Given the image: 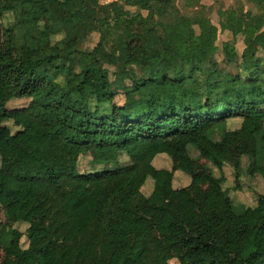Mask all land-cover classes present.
Wrapping results in <instances>:
<instances>
[{
  "label": "trees",
  "instance_id": "obj_1",
  "mask_svg": "<svg viewBox=\"0 0 264 264\" xmlns=\"http://www.w3.org/2000/svg\"><path fill=\"white\" fill-rule=\"evenodd\" d=\"M211 1L0 0V245L27 235L17 264H264V0L219 8L220 28ZM25 156L44 170L25 176ZM226 166L237 190L260 176L246 206Z\"/></svg>",
  "mask_w": 264,
  "mask_h": 264
},
{
  "label": "rangeland",
  "instance_id": "obj_2",
  "mask_svg": "<svg viewBox=\"0 0 264 264\" xmlns=\"http://www.w3.org/2000/svg\"><path fill=\"white\" fill-rule=\"evenodd\" d=\"M205 1V0H204ZM206 1H210V0H206ZM222 4H217L213 1H211L209 4H213L214 7L208 12V15H209V18L211 19V21L216 24L217 26H219L220 28V23H219V18L222 16L220 15L218 9L220 8L222 11L226 12L228 10H231L232 7H233V4L234 6H236V8H239L241 5H243L246 9L249 7V4L247 3V1H244L242 4H238L237 5V0H221ZM187 3V0H177V4L179 6V8L181 9V11L186 14V15H189V16H192L194 15L195 13V7L194 6H188L186 7V4ZM235 8V9H236ZM143 14H147V11H143ZM224 16V15H223ZM264 26V22L262 23V27ZM232 35V34H231ZM231 35H228V34H225V32L221 31V29H219V33H218V38H220V40H226V39H229L231 37ZM99 42V33L97 32H94L90 37L89 39L86 41V43L84 44L85 47H88V48H93L97 43ZM170 55V53H169ZM170 57V56H169ZM216 59L218 60V63H219V67L222 69V70H225V71H229L230 68L227 64V62L223 59V56H220V55H216ZM199 64L197 63L196 66H198ZM73 67L76 68V70H81L80 67H78L75 63L72 64ZM111 70H113V68H111ZM119 96L117 98V100L119 102H124L125 101V97L122 93V90L120 89L119 90ZM29 102V99H16V100H12V101H9L8 102V107L9 108H14V107H22L26 104H28ZM243 123H245L244 125L248 128V129H255L257 126H258V122L257 121H247V122H243V120L239 119V118H235V119H232L230 121V125L233 126V127H239L241 125H243ZM8 126L12 129V131H15L16 130V127L13 125V123L11 122H8L7 123ZM31 158V157H29ZM28 157H24L23 158V166H22V171H23V174L25 176H31V175H34V174H37L38 172H42L44 170V167L41 163L36 162L31 159H29ZM218 158L220 159L221 156L218 155ZM126 160V159H124ZM248 163V159L245 158L244 159V165L246 166ZM80 164H81V168L86 171V170H89L91 168V158L88 156V155H83L81 156L80 158ZM157 164V163H156ZM158 166H164V167H170L171 166V161L169 159V157L167 156H164V158L162 157L160 160H159V163H158ZM216 169V172H219V170L217 168ZM244 171H245V168H244ZM226 176H227V179L229 180V191H230V194H234V201L235 203L237 204V206H239L240 208L243 207V206H246L247 203H251V198H253V193L256 191H254V187L256 186V189H260V186L262 185V182H260V176L259 178L258 177H251V176H248L246 175V173H243L241 175V179L239 180V185L240 187L238 188H242L241 190H237V184L238 182L236 181L235 179V173H234V170L229 167V166H226ZM183 172L182 171H177L176 174H175V177H176V180H175V183L176 185L179 184V185H183V184H187L188 183V178L182 174ZM150 184H152V181H149ZM151 186L147 185L145 187H143V192L145 194H148L149 191H150V188ZM133 193V189L132 190H128L127 194H132ZM237 193L238 196L235 194ZM175 196H183V194L181 192H174L172 197H171V205L173 207H177V204H175ZM251 196V198H250ZM179 199V198H177ZM181 199V198H180ZM182 201V200H181ZM6 220V215L4 213V210L3 208H1V205H0V229H1V224L4 223ZM28 227L27 224H23V223H16L14 224V228H17L23 232L26 231V228ZM263 249H262V253L264 254V237H263ZM21 244L20 247H17V246H13L11 247L10 249H6L4 247L3 244L0 245V264H17V260L20 256H22L24 254V251H23V247H26L27 245V235H25L22 240H21ZM195 259V262L196 263H201L204 261V257L202 255H195L194 257ZM170 264H180L177 260L173 259L171 260Z\"/></svg>",
  "mask_w": 264,
  "mask_h": 264
}]
</instances>
